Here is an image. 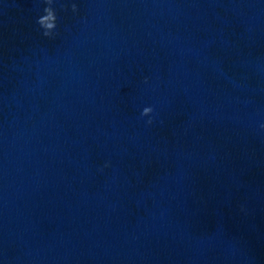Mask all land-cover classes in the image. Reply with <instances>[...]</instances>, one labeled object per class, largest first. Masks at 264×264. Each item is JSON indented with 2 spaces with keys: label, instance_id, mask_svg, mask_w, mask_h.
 <instances>
[{
  "label": "clouds",
  "instance_id": "1",
  "mask_svg": "<svg viewBox=\"0 0 264 264\" xmlns=\"http://www.w3.org/2000/svg\"><path fill=\"white\" fill-rule=\"evenodd\" d=\"M40 2L43 3L45 7L43 8L44 14L39 16L37 19V24L40 26V28L43 29L44 36H52L53 32L57 28L58 21L56 9L53 7L54 3H56L57 0H40ZM71 10L74 13L77 12L78 9L76 3H72ZM152 112L153 109L151 107H145L141 115L149 116ZM148 123H152L151 119L148 121Z\"/></svg>",
  "mask_w": 264,
  "mask_h": 264
}]
</instances>
